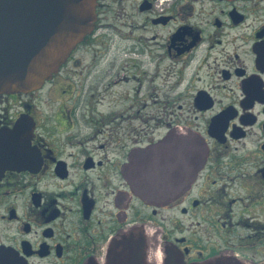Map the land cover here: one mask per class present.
I'll return each instance as SVG.
<instances>
[{
  "label": "flooded vegetation",
  "instance_id": "af4514ba",
  "mask_svg": "<svg viewBox=\"0 0 264 264\" xmlns=\"http://www.w3.org/2000/svg\"><path fill=\"white\" fill-rule=\"evenodd\" d=\"M96 13L43 87L0 94V264H264V0ZM22 121L31 164L5 167Z\"/></svg>",
  "mask_w": 264,
  "mask_h": 264
},
{
  "label": "water",
  "instance_id": "95a60500",
  "mask_svg": "<svg viewBox=\"0 0 264 264\" xmlns=\"http://www.w3.org/2000/svg\"><path fill=\"white\" fill-rule=\"evenodd\" d=\"M98 0H0V94L29 93L51 80L90 35ZM33 125L22 121L5 142V167H29ZM141 241V240H140ZM164 264H186L171 250ZM141 264H151L141 262ZM193 264H243L217 257Z\"/></svg>",
  "mask_w": 264,
  "mask_h": 264
},
{
  "label": "rangeland",
  "instance_id": "374dc122",
  "mask_svg": "<svg viewBox=\"0 0 264 264\" xmlns=\"http://www.w3.org/2000/svg\"><path fill=\"white\" fill-rule=\"evenodd\" d=\"M99 50H101V49H99ZM102 50H103V52H104V49H102ZM76 57H77V58H80V57H81L80 52L77 53ZM117 57L119 58V61H121L123 58H125V59H126V58H129V55L123 53V54H117ZM81 58H82V60H81V66H87V65H89V64L91 63L92 54L89 52V53L85 56V58H84V57H81ZM102 58H103V55H102ZM102 58H100V55L98 56V60L94 61V62L96 63V65H97L98 63H101L102 66H110L109 64L111 63V60H112L111 55H109V58H110L111 60H109V59H107V60H102ZM77 78H78V77H76V79H77ZM93 79H95V78H93ZM154 110H156V109L154 108ZM155 122H156V120H150V125H151V127L154 125ZM133 123H134V126H135V127H139V126L142 125V121L139 120V119H136V118H134Z\"/></svg>",
  "mask_w": 264,
  "mask_h": 264
}]
</instances>
